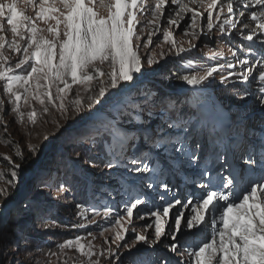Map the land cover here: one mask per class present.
I'll return each instance as SVG.
<instances>
[{"label": "snow or ice", "instance_id": "1", "mask_svg": "<svg viewBox=\"0 0 264 264\" xmlns=\"http://www.w3.org/2000/svg\"><path fill=\"white\" fill-rule=\"evenodd\" d=\"M20 3L24 8L30 6L34 16L26 15L19 6ZM95 6L96 0H0V84L3 95L7 98V105L10 106L6 109V101L0 99V137H6L0 138V143L19 148L9 132L6 112L13 115L14 122L20 126L25 125L26 116L27 122L35 126L38 112L31 103L35 101L41 106L42 114H48L51 106L60 113V119L72 120L74 116L71 113L78 116L83 111H90L94 105L102 104L111 90L120 91L134 82L138 75H143L145 63L151 67L158 62L157 55H164L163 51L159 54L149 51L142 58L139 51L141 48L150 50L153 45L152 37L161 30L162 44L170 45L177 55L195 48V44H190L188 49L184 48L176 41L172 30L180 28L181 21L189 13L190 22L183 31L185 36L197 39L205 29L208 34H212L215 29L222 39H234L238 35L242 41L248 43H237L234 48H229L234 61L224 60L221 52H212V59L219 58L224 62L209 67L203 74L184 75L180 78L188 85L197 86L210 81L214 74L231 70L221 75L220 83L227 84L235 78L242 85L257 84V99L264 110V52L254 60L249 59L255 55L253 45L257 42V37L260 38L261 45H264V0H101V7L106 9V15L96 11ZM170 6H174V15L167 16V27L161 29V18ZM138 13L141 16L150 15L148 25L155 26L149 30L143 44L139 43L142 36L138 35ZM205 20L206 23H201ZM38 22L47 25V28L39 27ZM6 31L11 32V40L4 34ZM143 31L141 28L140 32ZM156 46L162 47L161 44ZM7 53H16L19 56L14 65L10 63ZM238 53H244V57L241 58ZM105 63L108 64L109 71L104 72L97 68V64ZM25 65L28 67L21 74L18 70ZM94 81L98 82L95 91L92 88ZM74 85L85 87L88 93L87 108L84 106V99L79 95L70 105L65 103ZM244 92L247 94L248 89L245 88ZM22 105L31 110L25 113ZM134 111L136 109L117 115L135 120ZM61 127L57 123L58 132ZM167 127L171 129L174 125L169 123ZM108 134L111 136L109 148L113 150V154L116 157L123 155L129 137L119 126L118 119L113 120ZM44 139L48 137L45 136ZM165 144L168 147H164ZM152 146L162 147L165 152L174 149L182 155L188 154L181 141L171 140L168 136L153 141ZM28 151L34 158L39 156V149L34 145L29 144ZM16 155L23 158L22 152L17 151ZM3 159L13 168L10 179L6 181L7 187L0 186V201L6 202L12 195L10 189L17 180V169L21 164L13 163L7 155ZM130 163L133 167L128 171L136 174L156 171L140 158H132ZM245 163L250 165L255 161L249 157ZM90 166L99 167L95 162ZM103 167L112 169V161L104 162ZM3 175L0 172V178ZM221 184L227 189L232 181L222 177ZM152 186L151 183L148 184L149 188ZM40 187L48 188L49 184L42 182ZM161 187L167 191L166 184ZM200 187L205 191L195 202L191 197L186 203L177 198L165 205L148 209L144 214H141L140 206L146 205L147 201L141 197L125 203L120 214H114L115 210L110 207L101 211L95 207L85 209L83 205L77 204V215L83 220H88L86 213L89 211L93 217L104 220L106 226L101 227L100 236L105 233L113 235L110 241L107 238L104 240V244L108 245L107 249L97 250L93 243L97 237L89 232L88 237L91 239L76 236L75 239L59 244V253L75 250L81 257L86 258V264H101L100 257H104L106 252L111 256L116 255L112 251V244L117 249L122 247L130 252L137 244L156 245L161 243L162 238H168L172 241L167 245L168 250L182 258L177 264H264V183L253 185L236 198H230L216 186L201 184ZM56 191L58 194L63 193L68 191V187L59 183ZM160 199L164 200V197L161 196ZM5 206V203L0 202V208ZM23 206L28 208V204ZM188 207L191 214L186 215L182 209ZM134 216L140 220L147 216L151 220V223L143 226L144 232H136L135 226H132ZM89 222L95 223V219ZM72 227L83 228L85 224L77 223ZM182 228L190 233L196 229L198 233L205 234L206 239L198 246L185 247L183 251H179L182 246L178 243V234ZM209 228L210 239L207 238ZM148 229L153 230L151 239L145 234ZM129 231L136 233L131 243L125 242ZM49 255L55 257L58 253L52 252ZM62 264H67V261ZM109 264L114 262L109 261Z\"/></svg>", "mask_w": 264, "mask_h": 264}, {"label": "rangeland", "instance_id": "2", "mask_svg": "<svg viewBox=\"0 0 264 264\" xmlns=\"http://www.w3.org/2000/svg\"><path fill=\"white\" fill-rule=\"evenodd\" d=\"M19 6L26 15L34 16L30 6L24 8L22 3ZM173 7L166 8L165 16L160 21L161 29L167 27V16L174 15ZM192 7L197 8L196 5ZM95 10L106 15V9L101 7V0H96ZM197 10L203 11V9ZM138 16L140 19L138 35L142 36L139 43L143 44L148 37L149 30L154 29L155 26L148 25L150 15L141 16L138 13ZM190 16V13L186 14L181 21L180 28L172 30L176 41L184 48H190V44H195L196 47L177 55L175 50H171L170 45L162 44L161 30L152 37L153 45L150 50L141 48L139 51L142 58H145L149 51L157 54L163 51L164 55H157L158 62L151 67L145 63L142 70L143 75H138L134 82L125 86L122 92L111 90L106 96L108 102L105 104L94 105L90 111H83L78 116L71 113L74 119L65 121L60 119V113L51 106H49L48 114H42L41 106L33 101L32 106L38 112L35 126L27 122V116L25 125L20 126L14 122V116L6 112L9 132L14 144H18L19 148L0 143V172L4 174L0 178V186L7 187L6 181L10 179L13 170L3 156H9L13 163H19L21 167L17 169V180L10 189L12 195L6 202L0 201L6 205L0 208V264H50V262L51 264H62L65 260L67 264H86V258L81 257L75 250H65L64 253H59L58 245L65 240L75 239L76 236L88 237L89 232L97 237L93 241L97 250L107 249L108 245L104 244V240L107 238L110 241L113 234L99 235L101 227L106 226L104 220L101 217H93L90 211L86 213L88 220H83L77 215V204L83 205L85 209L95 207L101 211L110 207L115 210L114 214H120L125 203L141 197L147 201L146 205L140 206L141 214H144L148 209L165 205L177 198L186 203L191 197L195 202L201 196L200 191L203 189H192L197 188L196 181L202 180V176L205 175L201 169L203 164L199 156L203 155L204 144L210 141L203 136L207 124L204 123V115L197 93L207 92L214 101L218 100L230 108L233 107L230 109L233 121L238 120L247 128L256 127L262 122L259 119L261 113L257 111L260 108L251 109L245 105V101L251 104V99H257L259 94L257 84H255L257 88L253 84L242 85L235 78L227 84L220 83L221 75L231 70L214 74L210 81L197 86L188 85L180 78L184 75L203 74L206 69L217 66L224 60L234 61L235 58L231 57L229 48H234L237 43H248L242 41L238 35L234 39H222L216 34L215 29L212 34H208L205 29L197 39L185 36L183 31L187 29ZM201 23H206V20ZM38 26L47 28V25L40 22ZM5 27L7 28L6 21ZM141 28L144 29L142 33ZM4 34L7 39H12L10 31ZM45 35H47L46 32ZM257 40L260 38L257 37ZM134 43H136L135 38ZM157 44H161L162 47H157ZM212 52L223 53L224 60L212 59ZM7 54L10 56V63L14 65L19 56L16 53ZM238 55L241 58L244 57V53H238ZM256 57L250 56L249 59L254 60ZM27 67L25 65L18 71L24 74V68ZM97 68L104 72L109 71L107 63L97 64ZM173 80L180 82L173 84L171 83ZM92 88L93 91L98 88L97 81L93 82ZM245 88L248 89L247 94L244 92ZM53 92L55 93V89ZM77 95L84 99V106L87 108L88 93L83 85H74L65 103L70 105ZM0 99L6 101V109L10 107L7 105V98L3 95L2 84H0ZM229 100H232V106L228 104ZM133 109H136L133 113L135 120L117 115L133 112ZM22 110L27 113L31 109L22 105ZM261 117L264 118V116ZM84 119L86 122L81 123ZM114 119H118L119 126L129 137L124 153L119 157H116L113 150L109 148L111 136L108 130ZM57 123L62 126L59 132ZM169 123H172L174 127L169 129L167 127ZM224 127L229 128L227 123ZM45 136L48 139H44ZM164 136H168L171 140L181 141L185 149L187 146L199 145L193 153V155L197 154L194 157L195 160L199 159V162H194L197 163L195 169L183 170L184 162L188 159L187 155L177 153L174 149L165 152L162 147L152 146L153 141L162 140ZM150 137L152 140H149ZM29 144L39 149L38 157L34 158L28 151ZM164 147L168 145L165 144ZM17 151L23 153V158L16 155ZM132 158H140L156 171L142 175L128 171L133 167L130 163ZM33 159L36 160L35 165L31 163ZM109 160L113 163V168L110 170L103 167L104 162ZM92 162L99 167H91ZM88 174L93 176H88ZM263 176L264 174L261 173L257 182L262 180ZM42 182H47L49 187H40ZM181 182H186L188 185L193 183L194 187L182 190ZM59 183H64L68 191L58 194L56 185ZM149 183L153 185L151 188L148 187ZM164 184L167 185V191L161 187ZM83 185L90 186L92 191L102 193L103 197L96 196L90 201L87 196V186L83 188ZM103 187H106L105 189L110 187V189L102 191ZM161 196L164 200L160 199ZM24 204H28L27 209L24 208ZM182 210L186 215L191 214L190 207ZM172 214L174 215L175 212L173 211ZM93 219L95 223H90L89 221ZM77 223H84L85 227L73 228L72 225ZM149 223L151 220L147 216L144 220L134 216L132 226H135L136 232H144L143 226ZM135 234L129 231L125 242L131 243ZM145 234L151 239L153 230L148 229ZM210 235L209 228L207 238L210 239ZM205 239L206 235L198 233L196 229L190 233L186 228H182L181 233L178 234V243L182 246L179 251H183L185 247L198 246ZM170 243H172L170 239L162 238L161 243L156 245L137 244L130 252L122 247L117 249L116 245L112 244V251L116 255L111 256L106 252L104 257H100L101 264H109V261H113L114 264H177V261L182 258L168 250L167 245ZM52 252H57L58 256H50ZM184 259L187 260L186 257Z\"/></svg>", "mask_w": 264, "mask_h": 264}, {"label": "bare ground", "instance_id": "3", "mask_svg": "<svg viewBox=\"0 0 264 264\" xmlns=\"http://www.w3.org/2000/svg\"><path fill=\"white\" fill-rule=\"evenodd\" d=\"M178 82H180V81H178V80H176L175 82H174V80L171 81V83H173V84L178 83ZM253 86L255 88H257V86L255 84H253ZM124 88L121 89V92L124 90ZM197 94H198V100H199L200 104L203 106L204 112L207 116L208 123L215 126L218 129H225V127H224L226 125L225 119L221 116V113H223V108H221V106L218 104V102L214 101L209 96V94L207 92H199ZM248 99H249V96L247 97V100ZM107 100L108 99L105 98V100L100 105H103L106 102H108ZM231 101L229 100L228 104L232 106L233 102H231ZM245 105L249 106L251 109L261 108L259 101L255 98L251 99V104L248 101H245ZM216 147H217V149L220 147L219 141L216 142ZM223 148H225V145L223 146ZM255 155H256L255 163L262 170H264V154L262 152H260V153L257 152ZM238 156H240L238 153H236V152L233 153V156L230 158V161L228 163V165H230V167H231V164H233L235 167V165H239L243 162L244 159H242L241 156L240 157H238ZM255 163H252V164H255ZM253 170L255 171V170H257V168H254ZM263 178H264V176L262 177V180H260L259 182H255V184L264 183ZM235 180L238 182V176L236 177Z\"/></svg>", "mask_w": 264, "mask_h": 264}, {"label": "trees", "instance_id": "4", "mask_svg": "<svg viewBox=\"0 0 264 264\" xmlns=\"http://www.w3.org/2000/svg\"><path fill=\"white\" fill-rule=\"evenodd\" d=\"M35 162H36V160H32L31 161V163H32V165H35ZM110 173H112V172H110ZM88 176H93L92 174H88ZM85 186H87V185H83V188L85 187ZM86 188V187H85ZM106 187H103V189L104 190H102L101 188L99 189L100 191L102 190V191H109V189H110V187L109 188H107V189H105ZM87 189H88V186H87ZM84 193H82V195H83ZM88 199L90 198V201H92V200H94L95 198H96V196H98V197H102V193H99V192H95V191H92V190H90L89 189V191H88ZM85 199H86V197H85ZM88 199H86V201L88 202Z\"/></svg>", "mask_w": 264, "mask_h": 264}, {"label": "water", "instance_id": "5", "mask_svg": "<svg viewBox=\"0 0 264 264\" xmlns=\"http://www.w3.org/2000/svg\"><path fill=\"white\" fill-rule=\"evenodd\" d=\"M83 122H86V119H84L81 123H83ZM81 123H80V124H81Z\"/></svg>", "mask_w": 264, "mask_h": 264}]
</instances>
